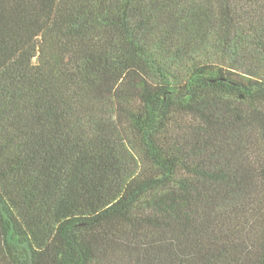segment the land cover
Here are the masks:
<instances>
[{
  "label": "trees",
  "instance_id": "1",
  "mask_svg": "<svg viewBox=\"0 0 264 264\" xmlns=\"http://www.w3.org/2000/svg\"><path fill=\"white\" fill-rule=\"evenodd\" d=\"M0 264H264V0H0Z\"/></svg>",
  "mask_w": 264,
  "mask_h": 264
}]
</instances>
